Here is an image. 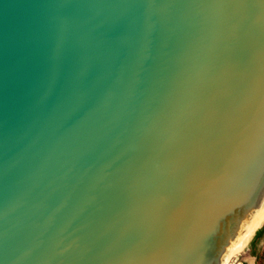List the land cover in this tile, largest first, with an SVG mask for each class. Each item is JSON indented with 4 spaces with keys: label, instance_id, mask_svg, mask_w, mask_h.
<instances>
[{
    "label": "water",
    "instance_id": "95a60500",
    "mask_svg": "<svg viewBox=\"0 0 264 264\" xmlns=\"http://www.w3.org/2000/svg\"><path fill=\"white\" fill-rule=\"evenodd\" d=\"M264 225V0H0V264H228Z\"/></svg>",
    "mask_w": 264,
    "mask_h": 264
},
{
    "label": "rangeland",
    "instance_id": "374dc122",
    "mask_svg": "<svg viewBox=\"0 0 264 264\" xmlns=\"http://www.w3.org/2000/svg\"><path fill=\"white\" fill-rule=\"evenodd\" d=\"M233 264H264V225L251 235L245 251L239 254Z\"/></svg>",
    "mask_w": 264,
    "mask_h": 264
},
{
    "label": "bare ground",
    "instance_id": "6f19581e",
    "mask_svg": "<svg viewBox=\"0 0 264 264\" xmlns=\"http://www.w3.org/2000/svg\"><path fill=\"white\" fill-rule=\"evenodd\" d=\"M254 233V232H253ZM248 243V242H247ZM247 244L229 261L228 264H233L232 262L235 260V258L241 254L243 251H245ZM238 264V263H237Z\"/></svg>",
    "mask_w": 264,
    "mask_h": 264
}]
</instances>
